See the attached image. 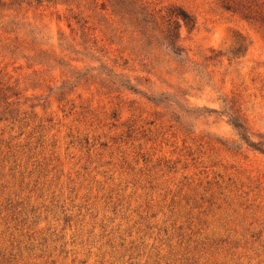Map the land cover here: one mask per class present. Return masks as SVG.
I'll use <instances>...</instances> for the list:
<instances>
[{
	"label": "rangeland",
	"instance_id": "374dc122",
	"mask_svg": "<svg viewBox=\"0 0 264 264\" xmlns=\"http://www.w3.org/2000/svg\"><path fill=\"white\" fill-rule=\"evenodd\" d=\"M111 3L0 0V264H264V24Z\"/></svg>",
	"mask_w": 264,
	"mask_h": 264
},
{
	"label": "trees",
	"instance_id": "16d2710c",
	"mask_svg": "<svg viewBox=\"0 0 264 264\" xmlns=\"http://www.w3.org/2000/svg\"><path fill=\"white\" fill-rule=\"evenodd\" d=\"M38 2H52L55 3H68V0H37ZM111 3V1L109 0ZM222 6L229 11L238 12L243 15L245 18L253 21H258L264 24V15L260 14L259 16L254 13L252 9V3L247 0V2L235 0H221ZM106 3H103V9H108ZM131 13L136 14L140 13L145 15L148 19H143L144 25L143 28H146V24L155 21V14L154 11L150 10L148 7L143 6L142 3H139V0H112L111 3V15L122 18V19H129L130 17H126V15H131ZM136 19V18H135ZM184 24L186 27L193 29L196 26V20L194 16L189 13L187 10L182 9H175L171 10L167 18V26L166 29L163 30L165 35V39L168 42V47H170L171 51L181 60H185V56L183 54V49L180 44V27ZM142 35H146V32L140 31ZM13 92L11 95L6 96L9 99L12 96H18L19 93L12 88ZM6 95V94H5ZM232 124L238 128L244 136V139L248 142V144L261 152L264 153V144L263 143H255L251 141L249 136L246 135L248 133V128L246 124L240 120L239 117H232L231 119Z\"/></svg>",
	"mask_w": 264,
	"mask_h": 264
}]
</instances>
